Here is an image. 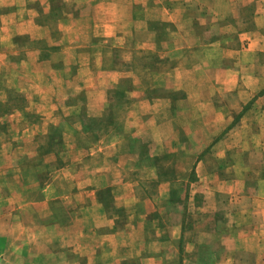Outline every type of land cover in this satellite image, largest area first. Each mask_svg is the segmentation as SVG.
<instances>
[{"label": "crops", "instance_id": "0c3cea01", "mask_svg": "<svg viewBox=\"0 0 264 264\" xmlns=\"http://www.w3.org/2000/svg\"><path fill=\"white\" fill-rule=\"evenodd\" d=\"M76 1L93 3L92 41L114 51L100 89L132 81L119 136L145 150L118 152L112 138L114 150L79 151L100 163L93 184L87 165L78 183V264H264V0ZM15 123V136L0 137L8 156L35 160L41 124ZM160 153L174 154L168 168L137 163ZM37 157L51 177L55 155ZM107 190L122 216L98 200Z\"/></svg>", "mask_w": 264, "mask_h": 264}, {"label": "rangeland", "instance_id": "374dc122", "mask_svg": "<svg viewBox=\"0 0 264 264\" xmlns=\"http://www.w3.org/2000/svg\"><path fill=\"white\" fill-rule=\"evenodd\" d=\"M90 3L0 0V137L15 136V122L20 120L40 123L35 133L43 137L38 139L35 160L22 161L16 160V152L8 156L7 141L0 139V264H78L84 200L78 183L87 165V181L93 184L94 168L100 163L79 160V151L86 146L87 153L95 152L96 142L101 141L104 151L114 150L117 145L108 142L117 138L112 143L122 139L124 145L118 146V152L133 147L145 152L140 141L128 146L123 138L131 120L126 108L132 81L120 78L107 90L105 85L98 86L99 73L116 71L117 64H111L114 51H105L92 41ZM79 10L83 19H78ZM149 55L153 60L155 55ZM39 97L45 98L43 112L37 111ZM47 102L53 114L46 111ZM46 153L56 158L49 178L46 169L36 167L44 163L37 156ZM162 156V160L137 163L147 170L168 168L174 154ZM16 165L23 170H16ZM116 196L108 190L98 192L104 207L111 205V212L122 216L125 211L114 204Z\"/></svg>", "mask_w": 264, "mask_h": 264}]
</instances>
